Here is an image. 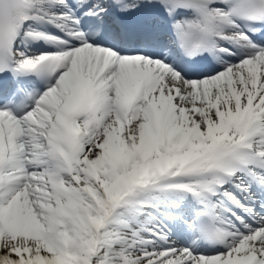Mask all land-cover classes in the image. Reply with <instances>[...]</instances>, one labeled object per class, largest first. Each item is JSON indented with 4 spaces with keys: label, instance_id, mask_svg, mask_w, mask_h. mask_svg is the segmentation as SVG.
<instances>
[{
    "label": "snow or ice",
    "instance_id": "6c2138e0",
    "mask_svg": "<svg viewBox=\"0 0 264 264\" xmlns=\"http://www.w3.org/2000/svg\"><path fill=\"white\" fill-rule=\"evenodd\" d=\"M0 264H264V0H0Z\"/></svg>",
    "mask_w": 264,
    "mask_h": 264
}]
</instances>
